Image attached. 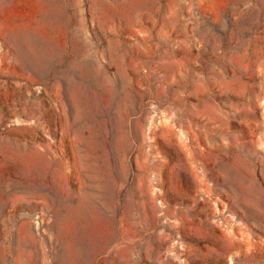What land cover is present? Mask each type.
<instances>
[{"label":"rangeland","instance_id":"1","mask_svg":"<svg viewBox=\"0 0 264 264\" xmlns=\"http://www.w3.org/2000/svg\"><path fill=\"white\" fill-rule=\"evenodd\" d=\"M0 264H264V0H0Z\"/></svg>","mask_w":264,"mask_h":264}]
</instances>
